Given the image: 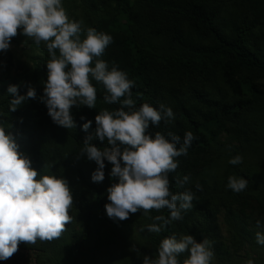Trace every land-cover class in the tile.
Returning <instances> with one entry per match:
<instances>
[{
	"label": "trees",
	"instance_id": "obj_1",
	"mask_svg": "<svg viewBox=\"0 0 264 264\" xmlns=\"http://www.w3.org/2000/svg\"><path fill=\"white\" fill-rule=\"evenodd\" d=\"M62 3L70 18L82 19L85 25L113 37L101 59L109 64L115 62L134 80L132 93L137 107L148 102L154 107L163 103L172 109L175 119L171 123L162 121L159 127L150 126V133L171 131L182 141L185 132L191 131L197 137L188 154L177 157L176 171L169 173L170 191H191L195 198L193 207L182 212V219L173 221L159 234L147 231L145 226L152 221L142 211L137 213L147 223L139 225L138 231H131L135 219L129 220L127 227L114 224L106 228L103 217L108 201L106 189L116 182L110 176L112 165L105 160L104 180L93 182L91 174L97 165L79 151L87 135L93 136L91 143L95 146L110 147L106 140L102 142L95 137L94 118L99 110H113L120 105L104 103L103 86L92 80L97 89L96 107L73 106L72 129L53 123L40 100L49 55L43 43L36 46L29 40V56L22 63L17 58V71L10 80L9 76L6 82L0 80V126L13 136L18 150L30 158L31 166L41 175L54 174L67 180L74 206L69 211L72 221L59 239L38 240L30 245L20 243L19 250L9 259L12 264H106L105 258L113 250L108 247L128 242L131 248L139 249L140 257L147 254L155 257L163 238L186 234L197 242L208 238L214 257L219 260L232 256L241 259L239 251H245V259L264 264V256H258V252L264 253V245L257 244L255 239L257 231H264L256 227L257 220L264 224V180L252 178L249 170L247 174L241 172L244 165L235 168L237 176L248 181V188L242 193L220 192L203 177L190 176V182L183 187H178L176 180L188 175L184 168L194 156L209 150L220 135L233 136L244 143L252 137L246 127L244 130L239 125L245 114L264 112V0H62ZM20 38L18 34L10 42L19 43ZM8 51L0 53L11 60ZM9 85H17L19 95H26L28 87H32L36 99L29 98L16 111H9V100L13 98L7 92ZM87 121L92 124L85 132L82 125ZM260 139L264 148V132ZM48 164L53 166L43 167ZM197 183L200 189L196 188ZM160 214L167 217L169 211L150 213ZM220 215L233 231L228 246L221 234ZM139 236L145 237L146 244L135 240ZM186 255L182 254L180 259Z\"/></svg>",
	"mask_w": 264,
	"mask_h": 264
},
{
	"label": "clouds",
	"instance_id": "obj_2",
	"mask_svg": "<svg viewBox=\"0 0 264 264\" xmlns=\"http://www.w3.org/2000/svg\"><path fill=\"white\" fill-rule=\"evenodd\" d=\"M21 33L36 46H46L47 80L40 100L53 123L72 129L73 106L96 107L97 89L92 80L103 86L104 103L120 105L113 110L101 109L94 118L95 137L106 140L110 147L95 146L91 143L93 136L87 135L79 151L97 165L91 174L93 182L104 180L105 160L112 165L110 176L116 182L106 189L109 203L104 208L108 218L124 221L130 214L142 211L152 221L145 226L147 231L156 234L181 220L182 212L193 207L195 197L191 191H170L169 173L176 171L177 157L186 156L197 137L187 131L181 141L171 131L149 132L150 126L159 127L162 121L171 123L175 115L163 103L154 107L143 102L137 107L132 93L134 80L115 62L109 64L101 59L113 37L85 25L82 19L70 18L62 0H0V51L8 50L12 38ZM7 92L13 97L8 105L12 112L27 99H36L30 86L26 95L18 94L17 85H9ZM91 124L92 121L85 122L82 129L87 132ZM242 161L236 155L229 163L237 165ZM52 166L43 165L46 169ZM190 179V175L177 177V186L183 187ZM227 181L226 187L236 193L248 188V181L240 176L229 175ZM196 188H201L199 183ZM73 206L67 180L54 174L41 175L31 166L30 158L18 150L13 136L0 126V260L10 259L20 243L59 239L72 221L69 211ZM164 209L169 211L167 217L150 215ZM256 227L264 229V224L257 220ZM255 239L264 245V231H257ZM131 251L141 254L135 247ZM213 257L208 238L197 242L192 235H173L160 241L155 257L143 255L142 264H212ZM244 264L254 261L248 259Z\"/></svg>",
	"mask_w": 264,
	"mask_h": 264
},
{
	"label": "rangeland",
	"instance_id": "obj_3",
	"mask_svg": "<svg viewBox=\"0 0 264 264\" xmlns=\"http://www.w3.org/2000/svg\"><path fill=\"white\" fill-rule=\"evenodd\" d=\"M70 15L71 14L68 13L69 17ZM19 36H21L19 43L14 44L10 42L8 52L12 55L11 60H7L6 56L8 55L3 56L0 53V80L5 79V82L8 81L7 76H9L10 80L17 71L15 67L17 58L22 63L25 58L29 56L28 53H30L28 48L30 46V41L22 33L19 34ZM239 126L244 130L246 127L249 134H252V137L247 140L249 141L248 143L236 140L233 136L220 135L217 137L215 143L211 144L209 150L207 149L205 152L192 158L190 165L184 168L185 172L193 178L203 177V179L209 181L212 186H216L220 192L231 190L226 187L228 182L227 178L229 175H237L235 168L240 165H244V167L240 169L241 172H245L244 174H247L246 171L249 170L248 172L251 173V175H249L252 176V178L264 180V148L260 139L264 132V112L258 110L257 112L252 111L245 114ZM236 155H240L243 158L242 163L237 165L230 164L229 160ZM253 192L256 194V191ZM106 203L109 202L107 201ZM103 217L106 228L114 224L120 227H127L129 226V220L135 219V225H133L134 229L131 230L133 232L136 230L138 231L139 225L143 226L147 223V219L140 213L130 214L129 218L124 221H113L108 218L106 212H104ZM219 224L221 234L224 238V244L226 246L231 245L233 231H231L230 227L225 223L223 215L219 217ZM135 240L146 244L144 236H139ZM110 247H112L113 250L105 258L106 264H142L143 257L131 251L129 242L128 244H121L118 246L111 244L108 248ZM244 253L245 251H239V255L242 256L241 259L232 256L230 259L222 261L219 260V258L213 257L212 264H244V262L249 259V257L245 259L246 256ZM249 254L251 255L252 252ZM261 254L264 256L263 251L261 253L258 252V256ZM147 255L151 256V254Z\"/></svg>",
	"mask_w": 264,
	"mask_h": 264
},
{
	"label": "built area",
	"instance_id": "obj_4",
	"mask_svg": "<svg viewBox=\"0 0 264 264\" xmlns=\"http://www.w3.org/2000/svg\"><path fill=\"white\" fill-rule=\"evenodd\" d=\"M0 264H12V262L9 259L8 260H0ZM20 264H25V263L22 262Z\"/></svg>",
	"mask_w": 264,
	"mask_h": 264
}]
</instances>
